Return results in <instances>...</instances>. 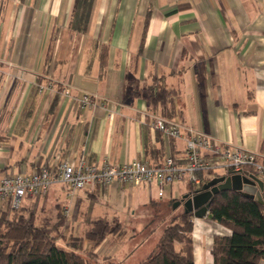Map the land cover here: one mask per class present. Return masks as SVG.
<instances>
[{
  "label": "crops",
  "instance_id": "0c3cea01",
  "mask_svg": "<svg viewBox=\"0 0 264 264\" xmlns=\"http://www.w3.org/2000/svg\"><path fill=\"white\" fill-rule=\"evenodd\" d=\"M75 4L0 0V178L79 158L181 161L185 133L168 138L145 118L161 115L146 95L155 79L177 91L175 115L167 119L264 157V0H88L77 10ZM84 91L95 95V105H81ZM153 184L95 183L71 196L54 184L28 212L59 221L66 207L65 224L72 233L80 223L83 236L95 220L120 221L134 198L137 208L147 204ZM188 189L168 190L169 199ZM192 221L194 264H214V236L230 229L207 216ZM134 229L108 233L98 245L85 238L81 253L91 264H138L154 248L138 254L139 242L130 243L140 234Z\"/></svg>",
  "mask_w": 264,
  "mask_h": 264
},
{
  "label": "trees",
  "instance_id": "16d2710c",
  "mask_svg": "<svg viewBox=\"0 0 264 264\" xmlns=\"http://www.w3.org/2000/svg\"><path fill=\"white\" fill-rule=\"evenodd\" d=\"M87 3L88 0H76V10L79 4ZM77 25L81 26L80 23ZM80 30L83 31V27ZM157 80L146 90L148 102L152 111L159 109L161 116L172 118L177 91L158 84ZM211 179H205L203 184ZM187 186V193L195 191ZM262 197L264 200V189ZM176 200H169V204ZM209 212L213 220L231 232L227 236H214L211 250L214 264H264V204L237 190H220L213 195ZM192 217L185 211L174 215L162 231L155 249L138 264H194ZM43 221L37 222L35 215L28 212H21L11 219L1 213L0 264H91L90 255L81 253L83 240L86 238L98 245L108 233L119 231L118 226L111 227L98 219L83 236L74 237L77 239L66 242L63 247L57 244L60 237L58 224L62 219L50 225Z\"/></svg>",
  "mask_w": 264,
  "mask_h": 264
},
{
  "label": "built area",
  "instance_id": "2783aa9c",
  "mask_svg": "<svg viewBox=\"0 0 264 264\" xmlns=\"http://www.w3.org/2000/svg\"><path fill=\"white\" fill-rule=\"evenodd\" d=\"M51 85H39V90L51 89ZM69 95V90L64 89ZM95 95L82 92L81 105H95ZM148 125L168 138L184 136L185 146L181 161L168 155L159 165L144 159H133L115 164L107 160L88 162L79 158L76 162L62 161L56 167L44 166L31 173L7 174L0 178V199H9L11 209L19 206L25 195L42 196L54 184L63 185L71 196L77 190L92 184L107 186L114 182L130 185L155 184L157 195L164 196L165 186L173 180L185 181L195 191L206 180L216 176L242 173L244 170L264 176V157L257 151L244 149L231 143H221L206 133L183 126L159 114L145 113ZM194 191V192H195ZM193 193V192H191ZM67 208L62 210L67 215Z\"/></svg>",
  "mask_w": 264,
  "mask_h": 264
},
{
  "label": "rangeland",
  "instance_id": "374dc122",
  "mask_svg": "<svg viewBox=\"0 0 264 264\" xmlns=\"http://www.w3.org/2000/svg\"><path fill=\"white\" fill-rule=\"evenodd\" d=\"M152 185V184H151ZM154 185V184H153ZM144 186H148L147 184H144ZM173 191V193H177V191H185L186 190V183L185 181H177V180H173V182L170 184V186L167 184L165 186V194L162 197H159L157 195V188H155V186H153L152 190L149 192L146 201L148 202L147 204H143L142 206H140V208H137L136 205V198H134L133 201V206L130 207L131 209H127V206L125 207V213L124 215H121V219L120 221H112L110 226L111 227H116L118 226V229L120 231L124 230V229H133V227H135L134 230H138L139 231V237L132 239V241L130 242L131 245L135 246L138 242L140 244V246L136 247L138 248V250L136 252L139 253H145L147 251V249L150 250L154 248L155 249V244L158 243V240L162 234V231L164 230V228L166 226H168L171 222V218L174 215L179 214L180 212L184 211V206L183 204H179L177 205L175 208H173V204L170 205L169 204V194H168V190ZM171 195V194H170ZM183 193L180 194V196H182ZM28 197L27 195H25V197H23V200H21L19 206L15 209H11L10 207V203L6 204L7 199H0V205H2V203L5 207L3 208V210L0 212V214L2 213V215L7 216L8 218H14L15 216L19 215L21 212H25L26 213L30 210V211H34L37 209H35L34 207H37V199L40 198L41 196H34V198L30 199L28 201ZM102 195L99 194V200H97L98 202L101 200ZM122 200L127 198L124 197V195L121 197ZM27 199V200H26ZM50 200L51 202H54L55 197L54 196H50ZM62 199H59V203L61 202ZM150 200V201H149ZM127 204V203H126ZM137 208V209H136ZM32 209V210H31ZM132 210H136V214L135 216L132 215L131 211ZM5 212V213H4ZM47 213V211H45ZM29 213V212H28ZM44 213H42V211H38L36 217L37 222H42L43 220H46L48 222H46L47 224H53L56 223L57 221H51L48 218L44 217ZM66 218V217H63ZM62 218V222H59L58 226H59V239L57 241V244L59 246H63L66 247V242L70 241V240H76L77 238L74 237H80L78 236V234H80V231L77 230L76 228L78 227V224H75L74 229L72 230V233L70 232V227L69 225L71 224H65V219ZM44 222V221H43ZM121 222L123 223V225H118V223ZM67 223V221H66ZM57 224V223H56ZM91 226V225H90ZM90 228V227H89ZM66 231V232H65ZM112 232H110L111 234ZM71 241V242H72Z\"/></svg>",
  "mask_w": 264,
  "mask_h": 264
},
{
  "label": "water",
  "instance_id": "95a60500",
  "mask_svg": "<svg viewBox=\"0 0 264 264\" xmlns=\"http://www.w3.org/2000/svg\"><path fill=\"white\" fill-rule=\"evenodd\" d=\"M264 183L256 174L244 170L242 173H234L227 176H216L203 184L202 188L193 193L184 194L180 199L174 201L173 208L183 204L184 211L195 217L207 216L212 218L209 207L214 194L220 190H237L245 197L254 199L264 204L262 191Z\"/></svg>",
  "mask_w": 264,
  "mask_h": 264
}]
</instances>
